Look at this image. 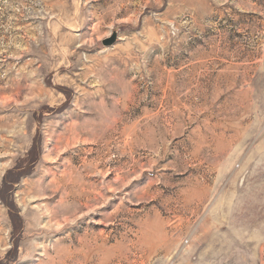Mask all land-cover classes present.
I'll use <instances>...</instances> for the list:
<instances>
[{
  "label": "rangeland",
  "instance_id": "obj_1",
  "mask_svg": "<svg viewBox=\"0 0 264 264\" xmlns=\"http://www.w3.org/2000/svg\"><path fill=\"white\" fill-rule=\"evenodd\" d=\"M0 264H264V0H0Z\"/></svg>",
  "mask_w": 264,
  "mask_h": 264
}]
</instances>
